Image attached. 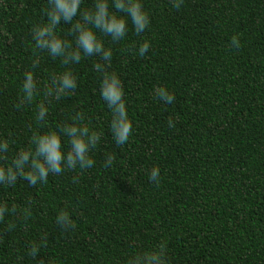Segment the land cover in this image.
<instances>
[{
  "label": "trees",
  "instance_id": "trees-1",
  "mask_svg": "<svg viewBox=\"0 0 264 264\" xmlns=\"http://www.w3.org/2000/svg\"><path fill=\"white\" fill-rule=\"evenodd\" d=\"M141 3L150 18L143 33L112 0L109 11L128 23L124 39L92 29L112 50L106 70L122 82L132 123L128 142L117 145L100 95L102 74L93 69L104 63L100 57L82 54L78 64L64 65L32 39L33 25L47 22L48 0H0V140L9 141L0 165L31 147L34 132L59 131L77 111L101 136L90 169L50 174L35 186L23 179L0 185V203L9 208L0 221V264H126L161 244L168 264H264V0H184L179 10L170 0ZM93 5L83 0L81 11ZM70 27L61 22L55 31L75 46ZM234 35L239 49L231 47ZM145 41L151 47L140 56ZM69 69L77 76L74 94L48 104L45 86ZM26 72L39 92L17 108ZM156 87L175 102L157 99ZM41 102L46 121L36 120ZM61 140L67 151L68 138ZM108 154L115 157L110 168ZM153 166L158 184L149 180ZM61 209L75 224L68 232L55 223ZM33 242L40 245L35 259L28 254Z\"/></svg>",
  "mask_w": 264,
  "mask_h": 264
},
{
  "label": "clouds",
  "instance_id": "clouds-1",
  "mask_svg": "<svg viewBox=\"0 0 264 264\" xmlns=\"http://www.w3.org/2000/svg\"><path fill=\"white\" fill-rule=\"evenodd\" d=\"M83 0H48V7L45 9L47 22L33 25L31 29L32 39L35 47L46 50L52 58L60 57L64 65L78 64L83 56H98L104 63L97 62L93 69L102 74L100 83V95L111 112L110 132L117 145H124L132 134V123L128 118L124 98V90L119 76L115 72H108L112 50L105 48L104 43L99 39L92 29L95 28L113 42H118L127 34L128 23L124 16H118L109 11V0H94L91 8L81 11ZM184 0H170L173 8L179 10ZM112 8L130 18L134 31L137 34L143 33L150 25L148 13L144 10L141 0H112ZM79 15L80 19L73 22ZM64 22L70 25V31L75 34L73 43L60 38L56 34L58 25ZM240 40L237 35L231 38V47L240 48ZM151 45L145 41L139 45L138 54L144 56ZM39 57L32 60V67L39 66ZM77 88V76L71 69L60 74H53L51 81L44 89V97L48 104L54 100L74 94ZM23 95L20 108L23 104H31L34 96L38 94L36 80L32 72L25 73L22 85ZM153 95L166 104L175 102V95L164 87H156ZM51 98V99H48ZM49 109L45 102L37 105L36 120L46 121ZM84 113L77 111L71 117V122L60 124L59 131H47L44 133L34 132L30 138L31 147L19 150L7 166L0 165V185L14 186L18 179L27 181L29 186L38 183H48L49 175H61L66 170L90 169L95 165V160L90 153L96 149L101 140L98 132L91 130L87 124H83ZM168 126L175 127L172 120ZM61 136L68 138L67 151L64 150ZM9 141L0 140V161H8ZM115 157L108 154L104 160V167L110 168ZM159 168L153 166L149 170V180L159 183ZM77 177H73V183H78ZM15 212V208L12 209ZM9 212L6 203H0V221H3L6 213ZM32 215L31 202L23 209V220H28ZM55 223L64 232L75 228V224L67 210L58 211ZM15 224H9L8 230H13ZM40 252V245L33 242L29 255L35 259ZM167 252L164 244L156 249H148L137 252L129 258L126 264H168ZM37 264H44L42 260Z\"/></svg>",
  "mask_w": 264,
  "mask_h": 264
}]
</instances>
